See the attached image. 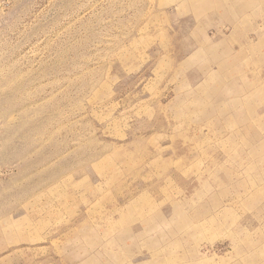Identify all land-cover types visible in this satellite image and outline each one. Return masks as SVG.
Wrapping results in <instances>:
<instances>
[{
	"label": "rangeland",
	"instance_id": "374dc122",
	"mask_svg": "<svg viewBox=\"0 0 264 264\" xmlns=\"http://www.w3.org/2000/svg\"><path fill=\"white\" fill-rule=\"evenodd\" d=\"M0 264H264V0H0Z\"/></svg>",
	"mask_w": 264,
	"mask_h": 264
}]
</instances>
